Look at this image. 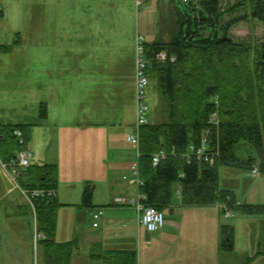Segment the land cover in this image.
<instances>
[{
  "label": "trees",
  "instance_id": "obj_1",
  "mask_svg": "<svg viewBox=\"0 0 264 264\" xmlns=\"http://www.w3.org/2000/svg\"><path fill=\"white\" fill-rule=\"evenodd\" d=\"M184 3L185 10L176 7L177 32L171 39L143 41L147 73L167 118L140 128L142 200L160 211L172 209L180 197L183 206L222 204L225 212L264 215V203L240 202L235 191L220 186L223 166L247 173L257 168L264 174V42L232 33L235 24L249 17L264 22V0ZM4 16L0 6V20ZM20 40L18 33L14 45ZM10 45L0 43V52ZM161 52L166 53L164 58ZM32 126L0 122L1 167L5 164L11 171L19 152L28 146ZM204 138L207 144L200 157ZM161 151L165 155L154 165L153 155ZM14 166V182L2 173L5 192L0 195V218L31 242L36 235L37 253L45 255L43 264H69L77 239L56 241L61 206L57 165ZM92 193L88 186L83 205L93 206ZM220 231L222 249H232L234 227L223 224ZM98 255L102 264H138L135 250Z\"/></svg>",
  "mask_w": 264,
  "mask_h": 264
},
{
  "label": "crops",
  "instance_id": "obj_2",
  "mask_svg": "<svg viewBox=\"0 0 264 264\" xmlns=\"http://www.w3.org/2000/svg\"><path fill=\"white\" fill-rule=\"evenodd\" d=\"M247 20L261 23V32L250 30L243 37L235 36L252 42H264V22L250 17ZM148 30L146 28L145 32ZM138 33L145 37L144 33L140 31ZM154 34L148 33V36H154ZM167 36V40L173 37L171 32H168ZM146 39L150 42L160 41L154 37ZM73 45H80V48L72 47ZM57 47L62 50H58ZM57 47H49L52 55L42 54L38 57L39 76L47 82L45 117L41 123L47 141L42 149L35 153L30 148L32 145L29 141L28 147L33 152L32 163H58L60 165L62 161L63 163L72 161L75 154L72 162L76 165L89 164L88 169L90 170L82 178L89 180L91 184L96 183L93 189L97 192L99 182H101L99 193H104L106 197L105 199L104 197L96 198V193L93 191V206L89 207L91 208L89 211L91 224L81 229L76 228V235L68 239L62 237L57 225L56 241L63 243L77 239V243L72 247L69 264H102L98 254H108L115 250H133L135 240H138L141 248L140 254L137 252L138 264L139 261L143 264L145 248H148L150 257H154L157 246L162 244H164L165 251L155 258L153 264L158 262L162 264H245L251 260L250 258L252 261L249 264H264V217L226 213L222 204L201 207L202 212H198V218L202 222H200L202 228L196 239L197 250L191 257L185 254V252L189 253V248L184 247L190 237L188 233L181 231V229L189 231L187 226H184L186 211L184 208L188 206L181 204L180 197L172 209L164 211L165 217L166 214L168 215L167 219L165 218V225L155 232H148L146 228L138 224V212L135 206L117 203V199L121 196L137 197L140 190L136 183L130 181V178L136 177L131 171V166L136 162L140 175L138 150L127 139L128 134L134 129L136 120L134 71L131 79L125 83L123 67L119 64L117 57L115 58L117 61L109 66L108 60H102L99 53L93 54V43L82 42ZM110 69L113 70V74L109 72ZM111 79L112 82L109 85L108 81ZM49 81L53 83L52 86L49 85ZM49 99H55L54 101L61 99V101L49 110ZM73 99L78 100V108H72L70 101ZM107 99H111L112 102H107ZM88 100L94 102L91 107L87 106ZM156 117L158 122L166 120L167 114L163 111V107L156 112ZM245 175L252 176L247 172ZM262 177L264 174L259 175L257 179H262ZM130 185L134 186L133 190L130 189ZM59 190L60 187L57 196ZM235 193L241 202L236 191ZM58 200L60 202L59 196ZM99 208H102L104 213L99 226L94 227L92 214ZM178 216H182V220H177ZM186 223H189L188 218H186ZM222 224L231 225L234 230L242 226L244 229L251 227L250 244L242 246L238 252L235 236L233 237V248L222 249L220 231ZM6 225L10 231L4 245L0 248L2 264H43L45 255L37 253L36 235L34 234L31 242L28 236L17 233L11 222L7 221ZM208 226L216 228V232L207 233ZM258 228H262V234L254 231ZM177 230L180 235H175L174 232ZM130 236H133L132 242L127 240ZM87 247L98 251L88 253ZM82 250H84L83 253ZM175 259L180 262H176Z\"/></svg>",
  "mask_w": 264,
  "mask_h": 264
},
{
  "label": "rangeland",
  "instance_id": "obj_3",
  "mask_svg": "<svg viewBox=\"0 0 264 264\" xmlns=\"http://www.w3.org/2000/svg\"><path fill=\"white\" fill-rule=\"evenodd\" d=\"M231 1L235 3L237 0ZM0 6L5 12L4 19L0 20V43L12 44L8 51L0 52V122L33 124L30 135L31 143L29 144L32 145L30 148L34 153L40 151L47 141L41 124L45 117L47 82L38 73L40 67L38 57L40 55H52V52H49L50 46L53 48V46H67L82 42L93 43V54L99 53L102 60H108L109 66L117 57L119 64L123 67L124 81L127 83L134 71L137 40L140 36L138 32L145 34L144 40L146 41H148L146 38L150 39L151 37L159 39L161 42L166 41L168 32H171L172 36L177 32L176 7L181 10L187 8L182 0H143L140 9L137 8L135 0H0ZM261 25L257 21L242 20L234 25L232 32L235 33L234 35L243 37L250 30L261 32ZM146 28L149 29L147 32H145ZM18 33H20L21 40L17 45H14L13 41ZM148 33L155 34L148 36ZM74 46L80 48V45L72 47ZM58 50H62V48H58ZM109 72L113 74L112 69ZM111 82L112 79L108 81L109 85ZM49 85L52 86L53 83L49 81ZM136 96L137 81H134L135 106H137ZM49 100H47V102L49 101V110H52L61 101V99ZM158 100V93L154 88V83L151 82L148 91V101L151 107L149 121L154 123L158 122L156 112L162 108ZM70 102L72 108H78V100L73 99ZM107 102H112V100L107 99ZM93 104V101L88 100L87 106L91 107ZM74 157L75 154L72 161H74ZM69 161L68 163L62 161L60 165L56 163L58 189L60 187L58 196L61 203L58 208L57 225L59 234L66 239L76 235V228L81 229L85 225L91 224L89 215L91 208L82 205L85 189L90 186L96 193V198L104 197V193H99L101 182H99L97 192L93 189L96 183L91 184L89 180L82 178L90 170L88 169L89 164L76 165L75 162ZM2 173H6L14 182L12 176L6 172L3 166H0V195L5 192L3 188L5 179ZM245 174L246 172L239 168L223 166L220 171L221 188L236 191L244 203H264V177L257 179V176H246ZM130 189L133 190L134 186L130 185ZM201 207L204 206L194 205L184 208V211L186 210L184 226H187L189 231H185V229H181V231L188 233L190 237L184 247L189 248V253L185 252V254L191 257L197 250L196 239L202 228L198 218V212H202ZM167 216L166 214V219ZM257 216L264 217V215ZM181 218L182 216H178L177 220ZM186 218L189 219L188 224ZM6 224L7 220L0 218V248L9 236L10 228ZM215 229L208 226L207 233L214 234ZM261 229L258 228L254 231L257 234H262ZM174 233L180 235L179 230ZM235 236L237 249L240 252L239 248L250 244L252 228L238 227L237 230L235 229ZM172 239L177 242L176 239ZM127 240L132 242L133 236L128 237ZM86 250L88 253L98 251L91 247H87ZM133 250L140 254L141 248L138 240H135ZM164 251V244L159 245L155 250L154 257H150L148 248H145L143 264H153L155 258H158ZM83 252L84 250H82ZM1 256L0 249V264L3 260ZM175 261L180 262L176 259ZM184 261L188 262L189 260ZM139 264H141L140 261ZM157 264L162 263L158 262Z\"/></svg>",
  "mask_w": 264,
  "mask_h": 264
},
{
  "label": "built area",
  "instance_id": "obj_4",
  "mask_svg": "<svg viewBox=\"0 0 264 264\" xmlns=\"http://www.w3.org/2000/svg\"><path fill=\"white\" fill-rule=\"evenodd\" d=\"M187 2L188 0H183ZM142 3L141 0H137V4L140 5ZM137 54L135 59V78L137 81V121H136V130L128 135V141L138 150L139 154V144H140V128L142 125L147 124L149 122V112H150V104L148 102V87H149V77L147 73V61L144 55V46H143V38L142 36L138 37L137 40ZM160 57L164 58L166 56L165 53H161ZM18 136H21V132L19 130L16 131ZM207 144V140L204 138L202 140V146L198 149V155L201 157L205 151ZM165 153L162 151L153 156V164H158L161 157L164 156ZM32 153L29 150H25L20 152L17 160L14 161V164H18L21 166H28L31 161ZM206 160L213 163L212 158H206ZM131 171L136 175L134 179L130 178L131 182L141 185L143 184L140 175L138 174V163L132 165ZM254 174L257 173V169L253 171ZM128 178V176H126ZM34 194H38V192H34ZM144 195L139 193L137 198H128V197H119L117 201L123 204H133L137 208L138 211V222L139 224L146 227L148 231H156L163 227L165 223L163 212L159 211L153 206L146 205L142 199ZM104 211L102 208L98 209L93 215L96 219L94 222V226L97 227L99 225V219L103 215Z\"/></svg>",
  "mask_w": 264,
  "mask_h": 264
}]
</instances>
